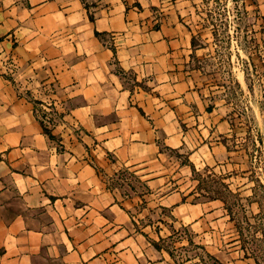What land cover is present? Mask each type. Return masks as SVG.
<instances>
[{"label": "crops", "instance_id": "0c3cea01", "mask_svg": "<svg viewBox=\"0 0 264 264\" xmlns=\"http://www.w3.org/2000/svg\"><path fill=\"white\" fill-rule=\"evenodd\" d=\"M194 2L0 0V264H177L153 241L179 227L223 264H256L218 242L234 222L194 176L247 186L194 68Z\"/></svg>", "mask_w": 264, "mask_h": 264}, {"label": "rangeland", "instance_id": "374dc122", "mask_svg": "<svg viewBox=\"0 0 264 264\" xmlns=\"http://www.w3.org/2000/svg\"><path fill=\"white\" fill-rule=\"evenodd\" d=\"M255 2L195 0L183 18L196 45H201L194 62L200 82L207 85L212 100L223 104L231 119L230 147L243 163L235 170L239 174L234 183L247 185L241 190L231 188L224 174L197 171L198 191L210 196L220 189L235 219L234 231L217 236L218 242H232L235 237L244 254L256 264H264V25ZM116 183L126 191L142 187L134 171H122ZM141 209L143 205L138 211ZM152 220L145 217L140 224ZM204 239L179 227L165 231L156 241L177 264H218L206 248L212 244L210 237Z\"/></svg>", "mask_w": 264, "mask_h": 264}, {"label": "trees", "instance_id": "16d2710c", "mask_svg": "<svg viewBox=\"0 0 264 264\" xmlns=\"http://www.w3.org/2000/svg\"><path fill=\"white\" fill-rule=\"evenodd\" d=\"M254 2H255V0H254ZM255 3H256V2H255ZM257 3H258V2H257ZM257 3H256V4H257ZM193 43L196 45V42H195V36L193 37ZM44 129H45V132H47L51 138L54 137V135L52 134V132H51V130H50L49 128L44 127ZM223 185L226 187V189H229V190L231 191V189L229 188V185H228V184H225V183L223 182ZM232 193H233V192H232ZM224 196H225V195H223V192H222L220 189L217 190V191L215 190V194H211V195H210V197H213V198H220V199H222V200L225 202V208L227 209V212H228V214L230 215L231 220L234 221L235 219L233 218V216H232V214H231L230 208H229L228 205H227V200H226V198H225ZM236 228H237V224H236ZM237 230H238V228H237ZM238 232L242 234V231H239V230H238ZM189 241L192 242L191 239H189ZM153 244H154L158 249H162V247L159 245L158 241L154 240V241H153ZM243 247H244V246H243ZM244 248H245V247H244ZM245 256L248 257L246 254H245ZM211 257H212V258H213L218 264H223V262H222L219 258H217L215 255L211 254Z\"/></svg>", "mask_w": 264, "mask_h": 264}]
</instances>
